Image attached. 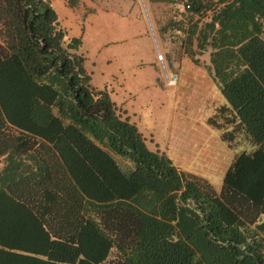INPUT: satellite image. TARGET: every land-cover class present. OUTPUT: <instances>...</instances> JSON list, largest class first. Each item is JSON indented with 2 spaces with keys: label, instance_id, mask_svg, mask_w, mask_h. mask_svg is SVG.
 I'll return each mask as SVG.
<instances>
[{
  "label": "trees",
  "instance_id": "obj_1",
  "mask_svg": "<svg viewBox=\"0 0 264 264\" xmlns=\"http://www.w3.org/2000/svg\"><path fill=\"white\" fill-rule=\"evenodd\" d=\"M163 3L164 60L208 50V122L252 149L215 191L90 86L50 0H0V264H264V0Z\"/></svg>",
  "mask_w": 264,
  "mask_h": 264
},
{
  "label": "rangeland",
  "instance_id": "obj_2",
  "mask_svg": "<svg viewBox=\"0 0 264 264\" xmlns=\"http://www.w3.org/2000/svg\"><path fill=\"white\" fill-rule=\"evenodd\" d=\"M50 4L68 35L81 38L90 86L107 93L149 150L164 153L177 168L205 179L218 191L234 153L248 152L252 145L245 141L228 146L220 137L223 130L208 122L226 103L203 66L208 50L198 56V64L185 56L164 60L166 72L177 76L175 85L165 86L164 70L155 59L156 51L163 55L165 47L157 41L149 14L153 11L156 20H163L168 5L163 0H154L152 6L150 0H50ZM165 44L166 50L173 46ZM116 160L125 163L118 156Z\"/></svg>",
  "mask_w": 264,
  "mask_h": 264
},
{
  "label": "built area",
  "instance_id": "obj_3",
  "mask_svg": "<svg viewBox=\"0 0 264 264\" xmlns=\"http://www.w3.org/2000/svg\"><path fill=\"white\" fill-rule=\"evenodd\" d=\"M178 9L180 10L181 7L179 6ZM155 59L159 63V65L162 67V69L164 70V84H165V86L170 87V86L175 85V83L177 81L176 73L171 72L169 74V73L166 72L165 65H164V62H163L164 61L163 55L158 50L155 53Z\"/></svg>",
  "mask_w": 264,
  "mask_h": 264
}]
</instances>
